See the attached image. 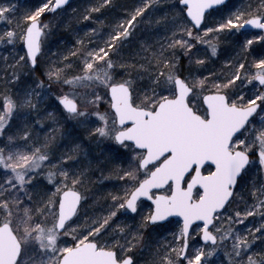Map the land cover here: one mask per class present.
I'll list each match as a JSON object with an SVG mask.
<instances>
[{
	"label": "snow or ice",
	"instance_id": "snow-or-ice-1",
	"mask_svg": "<svg viewBox=\"0 0 264 264\" xmlns=\"http://www.w3.org/2000/svg\"><path fill=\"white\" fill-rule=\"evenodd\" d=\"M68 3L0 0V264H264V0Z\"/></svg>",
	"mask_w": 264,
	"mask_h": 264
},
{
	"label": "trees",
	"instance_id": "trees-1",
	"mask_svg": "<svg viewBox=\"0 0 264 264\" xmlns=\"http://www.w3.org/2000/svg\"><path fill=\"white\" fill-rule=\"evenodd\" d=\"M90 0H73L68 4L66 8H64L62 13H58V16H62L65 20L69 18H73L75 20V27L76 30L79 31L81 34H83L86 31L87 27H93L95 26L92 22L90 21H81L79 19V13L88 6V3ZM28 6L27 7H32V4H35V1H28ZM134 3V0H112V7L106 10H102V15H98V19H105L106 24L104 25V31H107V21L111 20L112 23H115V18L123 14V10L126 7H131ZM73 9H76V12H73ZM46 19L48 18L47 16L45 17ZM101 37H93V38H98ZM75 32L69 31L67 29L61 28V30L57 33L54 34L52 38L53 42V47H56L59 45L60 47H64L65 45L71 46V44L75 43ZM92 38V39H93ZM143 36L139 31L135 33V35L132 37L131 45L126 44L124 46V55H129L131 51L135 50V45L139 42V40H142ZM259 47V45H257ZM225 57V55H223ZM220 56V59L217 62L219 63V66L221 64V61H223L224 57ZM219 68V67H218ZM212 71V70H211ZM37 75L42 74L41 69L36 70ZM27 75H32V73H28L27 68L23 70V74L21 79H25ZM42 76V75H41ZM31 81H29L30 83ZM2 87V86H0ZM11 87V85H9ZM103 108L107 107V102L105 101L104 104H102ZM49 128L53 127L52 124L48 125ZM69 135H65L64 137H58L59 139H64V140H69Z\"/></svg>",
	"mask_w": 264,
	"mask_h": 264
},
{
	"label": "rangeland",
	"instance_id": "rangeland-1",
	"mask_svg": "<svg viewBox=\"0 0 264 264\" xmlns=\"http://www.w3.org/2000/svg\"><path fill=\"white\" fill-rule=\"evenodd\" d=\"M28 1H35V4H36V2H37V0H14V2H18V5H19V7H18V14H22L24 11H26L28 8H30V7H27L28 6ZM236 2H239V0H236ZM34 5V3L32 4V6ZM104 38H106V37H104V36H101V37H98V38H93V41L95 42V41H97V40H99V41H102ZM22 54V53H21ZM231 54V52L229 51V48H228V43L227 42H225L224 43V45H223V54L221 55V56H223V55H225V57H224V59L226 58V56L227 55H230ZM223 59V60H224ZM223 61H221V63H222ZM218 67H219V63L217 64V62H215V68H212V67H210L209 68V71H215L216 69H218ZM33 76H35V75H37V73L35 72L34 74H32ZM39 75H42V74H39ZM51 110V109H50ZM101 110H104V108H103V106H101ZM66 127L72 132V136H70L69 137V140H72L73 139V137L75 136V135H77V134H82V133H79V131H78V129H75L74 128V126L72 125V124H68V125H66ZM103 147V145H101V148ZM99 151H100V148H93V152L94 153H99ZM91 155V154H90ZM91 179L93 180V181H95V179H96V177H95V175H93L92 177H91ZM93 187H95V184H93L92 185ZM112 187V185L111 184H108L107 186H106V190H107V188H111ZM97 195H99V193H97Z\"/></svg>",
	"mask_w": 264,
	"mask_h": 264
},
{
	"label": "water",
	"instance_id": "water-1",
	"mask_svg": "<svg viewBox=\"0 0 264 264\" xmlns=\"http://www.w3.org/2000/svg\"><path fill=\"white\" fill-rule=\"evenodd\" d=\"M71 1H72V0H69V3H70ZM67 6H68V5H67ZM67 6H66V7H67ZM64 8H65V7H64Z\"/></svg>",
	"mask_w": 264,
	"mask_h": 264
}]
</instances>
